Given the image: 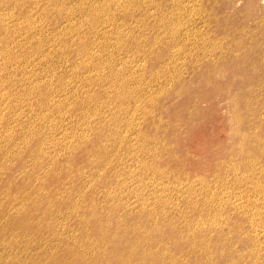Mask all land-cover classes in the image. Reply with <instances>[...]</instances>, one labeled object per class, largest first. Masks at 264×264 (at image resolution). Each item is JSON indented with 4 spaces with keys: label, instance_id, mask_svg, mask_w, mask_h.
<instances>
[{
    "label": "rangeland",
    "instance_id": "1",
    "mask_svg": "<svg viewBox=\"0 0 264 264\" xmlns=\"http://www.w3.org/2000/svg\"><path fill=\"white\" fill-rule=\"evenodd\" d=\"M0 264H264V0H0Z\"/></svg>",
    "mask_w": 264,
    "mask_h": 264
}]
</instances>
